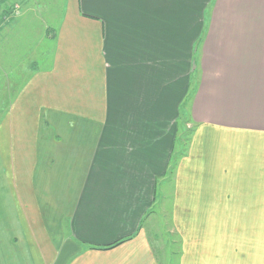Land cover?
I'll list each match as a JSON object with an SVG mask.
<instances>
[{
	"label": "crops",
	"instance_id": "obj_1",
	"mask_svg": "<svg viewBox=\"0 0 264 264\" xmlns=\"http://www.w3.org/2000/svg\"><path fill=\"white\" fill-rule=\"evenodd\" d=\"M65 2L0 123V264H160L175 159L180 264H264V0Z\"/></svg>",
	"mask_w": 264,
	"mask_h": 264
},
{
	"label": "rangeland",
	"instance_id": "obj_2",
	"mask_svg": "<svg viewBox=\"0 0 264 264\" xmlns=\"http://www.w3.org/2000/svg\"><path fill=\"white\" fill-rule=\"evenodd\" d=\"M17 3L5 7L4 3ZM26 6H23L22 3ZM0 0V123L12 101L31 76L49 70L55 52V36L65 12V0ZM198 67H196L197 71ZM194 80L197 79L195 76ZM176 143V156L190 148L195 124L183 117ZM175 156V157H176ZM175 166L160 185L156 204L143 229L160 264H180L181 236L173 221ZM174 182V183H173Z\"/></svg>",
	"mask_w": 264,
	"mask_h": 264
},
{
	"label": "trees",
	"instance_id": "obj_3",
	"mask_svg": "<svg viewBox=\"0 0 264 264\" xmlns=\"http://www.w3.org/2000/svg\"><path fill=\"white\" fill-rule=\"evenodd\" d=\"M122 242H124V241H123V240H122V241H119V242L115 243L112 247H109V248H113V247H115V246H118V245L121 244ZM109 248H105V249H109Z\"/></svg>",
	"mask_w": 264,
	"mask_h": 264
}]
</instances>
